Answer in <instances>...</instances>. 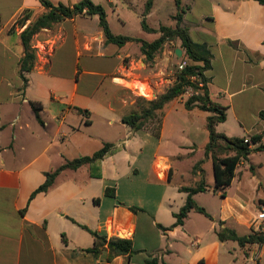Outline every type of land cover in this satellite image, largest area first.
<instances>
[{"label":"crops","instance_id":"0c3cea01","mask_svg":"<svg viewBox=\"0 0 264 264\" xmlns=\"http://www.w3.org/2000/svg\"><path fill=\"white\" fill-rule=\"evenodd\" d=\"M48 1L73 6L82 0ZM91 1L105 9L109 24L110 14L117 15L121 36L147 42L160 36L142 28L147 0ZM164 1L155 0L146 16L150 28L163 26ZM175 4L176 13L178 4L185 11L182 26L193 42L212 55L206 73L210 98L226 108V121L216 126L217 132L241 139L263 135L264 144V4ZM44 12L39 0H0V264H144L154 257L159 264H253L254 247L221 241L218 232L219 222L239 237L257 232L255 218L264 209V151L240 162L223 197L214 192L213 161L205 151L213 113L187 110L189 98L182 95L161 117L159 138L152 124L134 131L122 123L135 106L127 96L141 95L136 86L146 83L141 79L156 95L173 85L174 68L187 61L180 41L166 44L146 64L140 43L107 45L98 17L79 15L43 30L38 42L43 50L25 81L19 72V36ZM137 27V35L125 31ZM106 143L115 151L101 162L65 169L49 191L34 195L47 174ZM202 180L208 190L194 200L211 218L192 211L183 226L173 227L188 198L181 188ZM108 189L115 190L114 197ZM83 227L129 239L135 253L112 262L107 252L96 257L88 252L94 238ZM257 257L256 264H264V244Z\"/></svg>","mask_w":264,"mask_h":264},{"label":"trees","instance_id":"16d2710c","mask_svg":"<svg viewBox=\"0 0 264 264\" xmlns=\"http://www.w3.org/2000/svg\"><path fill=\"white\" fill-rule=\"evenodd\" d=\"M45 8V12L38 15L32 20L30 25L20 34L19 40L23 47V56L19 64V72L21 77L26 81L25 75L30 73L37 61V50L33 47V38L44 29H50L60 25L66 19H73L79 15L97 16L99 19V27L101 28L105 44L116 45L122 47L129 42H138L141 44V54L143 62L152 63L153 60L163 51L166 44L179 40L181 49L185 53L187 65L179 70L175 68V81L164 93L157 96L155 100H146L139 97L131 113L122 117V123L129 126L134 131H139L148 127L149 124L154 125L152 128L153 135L160 137L161 117L164 115L168 105L185 94L187 89H192L194 95L186 102V109L192 110L199 108L203 111L213 113L208 118L207 129L209 133V143L205 149L207 157L210 156L213 161V172L215 179L214 192H221L226 196V189L231 185L237 166L242 160H246L249 155L255 151H264L262 143L263 135L250 136V143L258 145L255 149L251 148V144L245 143V138H229L224 134L218 133L216 126L226 121V108L215 105L210 98V80L206 73L211 69L212 55L205 45L193 42L190 37L189 30L182 26L184 10L178 4V10L175 16L176 26H161L159 29L150 28L146 22V16L153 8L155 0H147L143 12L142 28L149 33L160 34L153 42H147L142 39L116 35L113 33L107 19V13L101 5H97L91 0H82L73 6H65L63 4L54 5L48 0H39ZM264 4V0H257ZM30 19L29 12L23 17V20ZM22 21V20H21ZM194 77L196 81H192ZM199 84H203L202 87ZM36 114L38 108L34 106ZM260 117L264 120V111L260 113ZM115 151V146L106 143L103 147L90 156H84L68 162L53 173L46 175V182L34 193L47 192L53 186L57 176L65 169L77 170L84 165H94L101 162L107 155ZM205 181L202 180L195 187L181 188V191L188 193L186 204L181 208L180 212L175 214L176 223L173 227L183 226L190 212L195 211L209 218L211 216L206 210L199 206L194 200V195L207 191ZM107 195L114 197L115 190L108 189ZM133 211L138 209L132 208ZM220 230L218 237L221 241H236L240 246H253L254 244H264V232H253L247 237H239L233 230L225 227L224 222H219ZM161 227V226H160ZM94 238V246L88 252L93 253L96 257L107 252V260L112 262L117 257H126L130 259L135 253L133 242L129 239L119 237L100 236L86 227ZM158 257H154L144 264H159ZM131 264V263H129Z\"/></svg>","mask_w":264,"mask_h":264},{"label":"rangeland","instance_id":"374dc122","mask_svg":"<svg viewBox=\"0 0 264 264\" xmlns=\"http://www.w3.org/2000/svg\"><path fill=\"white\" fill-rule=\"evenodd\" d=\"M176 4H175V0L171 1V0H166L164 1V4H163V12H162V16H161V24L163 26H174L175 25V16H176ZM175 15V16H174ZM174 16V17H173ZM116 18H117V15L116 14H110V24L112 25V31L114 34L116 35H121V24L119 22L116 21ZM148 24V23H147ZM155 25V22L154 21H151V26L154 27ZM125 31H127L130 35H137L139 32H140V29L137 27V28H129V29H126ZM43 34V31L40 32L39 34L35 35L34 38H33V47L37 50V55H38V50H43L42 46H40L38 44V42L42 41V36ZM152 34H155V33H152ZM39 46V47H38ZM40 48V49H39ZM121 52V50H120ZM38 57V56H37ZM176 68V67H175ZM175 68H174V74H175ZM175 77V75H174ZM115 79H122L121 78V74H119ZM116 81V80H115ZM136 81V80H135ZM139 81V80H137ZM140 81H143V82H146L144 83L142 86H141V89L144 90L142 91L140 88H139V83H137V88L139 89V91L141 92H146L149 90V84L147 83L148 81H145V80H140ZM120 84V83H119ZM148 84V85H147ZM120 85H125L124 82H122V84ZM104 88V87H103ZM104 92V89H102V92L101 94ZM145 93V94H146ZM155 94V92H154ZM151 95V94H150ZM156 95V94H155ZM158 95H156V97H154V95L152 97H145V96H141V95H137V94H131L130 96H127V99L128 101L130 102H134L136 104V101L139 97H142L146 100H155L157 98ZM154 127V126H153ZM260 160V159H259ZM258 161V159H257ZM262 246V245H261ZM252 248V247H251Z\"/></svg>","mask_w":264,"mask_h":264},{"label":"built area","instance_id":"2783aa9c","mask_svg":"<svg viewBox=\"0 0 264 264\" xmlns=\"http://www.w3.org/2000/svg\"><path fill=\"white\" fill-rule=\"evenodd\" d=\"M187 65V61H182L179 65H178V69L179 70H182L185 66ZM192 81H196L197 82V79L192 77L191 78ZM200 87L203 86V84H199ZM150 97H152L154 95V97H156V95L154 94L153 90L150 89ZM194 95V92L192 89H187L184 96H187L188 98L192 97ZM245 143H248V144H251L250 143V138H246L245 139ZM251 148H253L255 145L251 144L250 145ZM255 225L257 227V232L256 233H263L264 232V209L262 211H260L257 215H256V218H255ZM252 247H254V253H253V256L251 258V262L253 264H256L257 262V251L259 250V248L261 247L260 244H254Z\"/></svg>","mask_w":264,"mask_h":264},{"label":"bare ground","instance_id":"6f19581e","mask_svg":"<svg viewBox=\"0 0 264 264\" xmlns=\"http://www.w3.org/2000/svg\"><path fill=\"white\" fill-rule=\"evenodd\" d=\"M118 80H121V79H116V81L115 82H117ZM118 83V82H117ZM146 92H141V95L142 96H145V97H149L150 96V89L147 91V93L145 94Z\"/></svg>","mask_w":264,"mask_h":264},{"label":"water","instance_id":"95a60500","mask_svg":"<svg viewBox=\"0 0 264 264\" xmlns=\"http://www.w3.org/2000/svg\"><path fill=\"white\" fill-rule=\"evenodd\" d=\"M175 54L177 57L180 58L182 56V51L180 49H178V50H176Z\"/></svg>","mask_w":264,"mask_h":264}]
</instances>
